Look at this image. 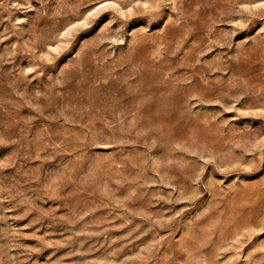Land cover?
<instances>
[{"label":"rangeland","instance_id":"1","mask_svg":"<svg viewBox=\"0 0 264 264\" xmlns=\"http://www.w3.org/2000/svg\"><path fill=\"white\" fill-rule=\"evenodd\" d=\"M0 264H264V0H0Z\"/></svg>","mask_w":264,"mask_h":264}]
</instances>
